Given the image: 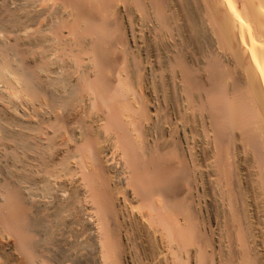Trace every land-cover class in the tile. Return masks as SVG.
I'll return each mask as SVG.
<instances>
[{
  "label": "bare ground",
  "instance_id": "6f19581e",
  "mask_svg": "<svg viewBox=\"0 0 264 264\" xmlns=\"http://www.w3.org/2000/svg\"><path fill=\"white\" fill-rule=\"evenodd\" d=\"M41 1L40 12L48 21L36 13L38 8L33 13L42 16V24L38 16V22L33 17L26 20L27 16L25 21L46 27L37 30L27 23L23 24L26 32L15 29L24 31V38L35 44L30 49L21 38V44L30 49L29 56L17 50L16 56L27 58L12 57L14 47L7 45L10 50L6 53L3 47L6 54H0V176L11 168L20 177V182L14 177L18 192L28 202L25 212L23 206L18 207L19 199L17 203L9 200L3 184L0 216L5 222L18 229L27 220L35 230L51 215H67L61 223L56 219L57 226L61 225L54 227L49 246L41 249L85 255L98 264H108L110 255L115 256L111 264H135L142 261L141 255L147 259L142 264H179L185 258H190V264H212L211 255L217 264H226L230 246L225 218H238L242 239L237 246H244L254 264H264V188L255 157L242 145L245 132L264 138V0H165L163 22L148 0V18L131 1L115 0L119 23L126 24L130 33L129 44L119 48L122 62L111 82H106L107 70L102 71L96 57L97 37L86 31L79 14L59 0ZM58 18L65 25L51 35L48 27ZM32 29L36 31L31 34ZM206 43L240 85L233 91L228 75L220 76L227 87L219 92L224 83L218 89L217 81H221L217 80L214 86L220 95L211 92L215 120L226 127L227 141L233 146L229 147L235 158L232 169L219 166L213 126L204 129L207 115L184 101L181 74L171 63L178 49L196 64V52L205 49ZM48 122L55 128L47 126ZM51 146L54 153H50ZM172 149L188 164L181 197H168L163 190L169 179L157 154ZM8 175L12 186L15 180L10 182ZM139 180L147 187L146 199H141L134 185ZM41 184L37 189L50 195L48 201L35 192ZM227 186L233 188L232 196L230 191L226 194ZM3 218L0 264H7L9 253L6 256L4 248L16 260L23 254L17 243L21 239L16 241L15 233L7 232ZM74 245L80 248L75 251ZM76 260L69 261L74 264Z\"/></svg>",
  "mask_w": 264,
  "mask_h": 264
},
{
  "label": "rangeland",
  "instance_id": "374dc122",
  "mask_svg": "<svg viewBox=\"0 0 264 264\" xmlns=\"http://www.w3.org/2000/svg\"><path fill=\"white\" fill-rule=\"evenodd\" d=\"M59 1H61L67 7L75 10L76 13H78L79 16L81 17L80 19L84 20L86 31L87 32L90 31V32H92V33H94L96 35V37H97L96 38L97 42L95 43V48H96L95 52L97 53L96 57L98 55L97 58L100 59V62L102 64L101 66H102V69H103L102 71L104 72L105 70H107V74L108 75L105 74L106 82L113 81V78H114L113 76H115L114 74L117 72L118 66L122 62L121 61L122 60L121 59L122 56H121V52L119 51V48L121 46L123 47L124 45H128L129 44V33H130V31H128V28L126 29L124 27V26H126V24L124 25L123 23L121 24V22L119 23V17L117 18V16H119L118 15L119 13H118L117 9L115 8V5H114V1L115 0H59ZM128 1H131L133 3V6H135L136 8H139L142 11H144L145 12L144 13L145 18L149 17V13H147L148 11H147V6H146V3H145V0H128ZM148 1H149V4H150V7L154 11V13L156 15H158L161 19H163V20H161L162 22L165 21V19H166L165 18V11H166L165 10L166 9L165 0H148ZM43 5L44 4H42L41 0H7V1L0 0V19L2 17H3L2 19H4V22H3L2 19L0 20V44H1V42L3 43V44L0 45V54L2 56H3V53L6 54L7 53L6 51L10 50L9 47H12V48L14 47V52H13L14 54L10 53L12 57L14 55H15V57H17L18 55L16 56V54L20 53V52L21 53L26 52L25 54L26 55L28 54L27 56H29L30 49L35 48L34 47L35 44L31 43L29 41V39H28L29 37H27V39L24 38L26 36L25 32H26V29H27V27H25L24 25L29 23L28 24V28H32V27H29V26H31V24L33 25V28L35 27L34 25H36V23L38 22L37 20L39 19V17H42V16H39L37 14L40 12V10H43V7H44ZM32 8L33 9L35 8V9L31 12L30 10ZM37 8H38V10H37ZM35 10L38 11V12H36L37 14L33 13ZM29 11H30V13H29ZM26 13L28 15L29 14H31V15L28 16ZM40 15H44L43 16L44 18L46 16V14L41 13V12H40ZM26 16H27V19H26ZM37 16H38V19H36ZM16 17L21 18V19L19 20ZM28 17H29V19H28ZM32 17H33V20L34 21L36 20L37 22L30 23V22H26L25 21V19L28 20V21L31 20ZM12 19H14L16 21H19V23H17L16 21H15L16 23H14V20H12ZM40 19H42V18H40ZM1 21L3 22L4 26H2V24H1L2 22ZM20 21L22 23H20ZM46 21H48L47 18H45V21L43 20V22H46ZM60 21H61V19H60ZM10 22L12 23V25H11ZM40 22L42 24L41 20H40ZM64 22H63V25H65ZM38 24H37L38 28H40V27H44L45 28L46 27V26H41L40 23H38ZM61 24H62V21L59 22V18H58V22L57 23L53 24V26L51 25V27H48V30L49 31L51 30L50 31L51 35H54V33H57V30L59 31V29H62L61 27L63 25H61ZM57 25H59V26H57ZM12 26H13V28H12ZM17 26H20V27H17ZM135 26H139V23H136ZM35 28L38 30L37 26ZM15 29H19L20 31L23 29V30H25V32L23 31V32L20 33L19 30H15ZM10 30H11V32H10ZM52 30H53V32H52ZM55 30H56V32H55ZM18 31H19L20 35H18ZM32 31H30V32L28 31V32L32 34L36 30L32 29ZM14 32L17 33L18 36H20V39H19V37L17 38V35H16V37L14 36V34H15ZM28 32H27V35L29 34ZM83 32H84V29H83L82 33ZM23 33H24V36H22ZM5 36H7V37H5ZM9 36L10 37L12 36V37L10 38ZM28 36H30V34ZM21 38L22 39L23 38L26 39V40H24L26 46L28 45V46H31V47L33 46V47L32 48L30 47V49H27L26 46H24V42L21 44V42H22ZM4 39H5V41H4ZM17 39L19 41H17ZM27 40L29 41V43L26 42ZM15 41H16L17 44L15 43ZM12 42H13V44H12ZM4 43H5V46H3ZM9 43H11V44H9ZM20 44L22 45V47L20 46ZM66 44H68V41L65 43V47H67V48L70 47V45L66 46ZM6 45L9 46V47H7ZM13 45H15V46H13ZM17 45H18V49H17ZM41 45L42 44H40V46ZM205 45H207V46H205V49H199L196 52V55L199 58V60H197L198 62L195 61L196 64L193 63V62L191 63V61L189 59L187 60V57H184L185 56L184 53L183 52L181 53V51L178 50V49L172 53L171 63L174 65V67L181 74V77H182V80H183L182 83L184 84L183 85L184 101L189 103V104H191L195 110L199 111L202 114L205 113L207 115V118L209 119V122H208V124L205 123V125L203 127L204 129H208L209 128L211 130V125L213 126L212 128H213V130L215 132V137H216V141L215 142H216V146H217V158H219V160L217 159V161H218V164L219 163L222 164V165L219 164V166L224 167V168L227 167L228 169H232L231 166L232 167L234 166V163H232V162L235 159L234 155H232L233 154V152H232L233 146L231 145V142L227 141L229 139H228L227 134H226V132H227L226 127L223 126V124H220L217 120H215L216 119L215 115H214V110L215 109H214V106H213L214 104H213V101L211 100V98H213L214 97L213 95L216 94L218 91L219 92L220 91L223 92V88L227 87L225 85V83L223 82L225 80L222 78L223 79V81H222L221 77L225 76V75H228V76H225V77H229V74H231L233 72L231 71V69L230 70L228 69V68H230L229 66L227 67V66H225V63L223 64V62L221 61L219 56H216L213 53H211V47L208 46V43H206ZM38 47H39V45H38ZM61 48L63 50L65 49L64 46H62ZM1 49L3 51H5L6 53L2 52ZM5 49H8V50H5ZM23 49H27V51L26 50L23 51ZM62 49L59 50L61 53L63 52ZM196 49L197 48L194 47V50H196ZM16 51H17V53H15ZM10 54L8 52L9 57H10ZM25 54H22L23 56H21V57L18 56V58L25 57ZM26 58L27 57H25V59ZM203 74H204V76L206 75L205 78L207 80L204 77L202 78ZM106 75H107V77H106ZM230 76L231 77H229V79H231L232 90L235 91V90H237V88H240V85L236 82V79L234 78L233 75H230ZM218 77H219V79H218ZM217 80H219L221 82H218ZM215 81H217V85L216 86H217L218 89L220 88V87H218V84L219 83L220 84L224 83L223 85H220V86H223L222 89L216 91L217 90L216 86H214L215 85ZM0 85H1V83H0ZM1 86L3 87V85H1ZM213 87L215 89L211 90V89H213ZM226 90L227 89L224 90V93H225ZM213 91H214V94L212 95ZM219 92H218V95H220ZM0 100H1V98H0ZM183 116L184 115L181 112V119L180 120L183 119ZM49 122L47 123V126L49 124V125H51V128H52V126H54V128H55V125H53L54 121L52 122V120H51V122L53 124L52 123L50 124ZM242 140H243L242 145H244L243 148L244 147H245V149L247 148V151L250 150L251 153L253 154L252 155L253 158L255 157L254 160L256 159L254 162L258 163L257 165L259 167L256 166L257 168H259L258 171L260 170L259 171L260 173L258 172V177H259V179H260V181L262 183V186L264 188V138H262L260 136V134H249V133L245 132L242 135ZM231 146H232V148H229ZM52 147L53 146H51V148L49 149L50 153H52V152L54 153L55 152V151H53V150H55V148H53V150H51ZM177 152L178 151L176 149H172V150H167L166 153L158 152V154H157V157L159 159V165H160L161 169L163 171H166L167 174H168L169 181H167L168 184L163 189L164 193L167 194L168 197H173L174 195H177V196L181 197L182 194H181L180 191H181V189H183V187H185V184L187 182L186 180L188 178V176H187L188 175L187 174L188 173L187 160H186L185 157H182V156L179 157L180 159L177 158L176 157L177 156ZM224 163H227V165L224 164ZM230 164H231V166H230ZM10 170H11V168L9 169L8 172L11 174L10 176L12 177V179H10L11 180L10 182H12L13 178L14 177L17 178L18 176L17 175L14 176L12 174L13 171H10ZM46 170H48V169H46ZM48 172H49V170H48ZM0 173L3 175V172L1 170H0ZM9 173H7V175L4 174L5 177L4 176H0V185H1L0 189H2L3 186H4L3 184H5L6 191L8 193H10V195L8 194V196H10L9 200L12 198L11 201L13 203L16 201V203H17V199H19V200L22 199L20 201L18 200V203L21 202V204H19L20 206H18V207L23 206L24 207V208H22V209H24L23 211L26 212V210H27V212H28V207H27L28 206V202H27L26 198H24L22 196L23 195L22 192H20V191H19L20 193L18 192L19 187H17V186H18V182H20V180H19L20 177L17 178V181L19 180L18 182L14 178V180L16 182L14 181V182L10 183V184H12V186H14V184L16 186V184H17V186L15 188L13 187L14 188L13 189L12 186L9 185V183H8V177H9L8 174ZM259 174H260V176H259ZM3 178H5L4 181H6V183L3 181ZM1 180H2V182H1ZM133 182L135 183L134 185L136 186V188L140 191V195H142V197H143L141 199L148 198L147 196H149V195L147 194L146 185L141 180H139L138 182H136V181H133ZM7 184H8V186H7ZM43 185L42 184L39 185V186L37 185L36 189H35V192L36 193H38V191L40 192V193L37 194L38 196H41V198H39V199H41V200L43 199V200L48 201V200L51 199L50 195H46L45 193H43L42 189L41 190L37 189L39 187L42 188ZM7 187H10L11 189L7 188ZM226 189L228 190L226 192V194L229 195L228 193L230 191V196H232L231 194H232V189L233 188L227 186V187H225V191H226ZM227 195H226V197L228 199L229 196H227ZM20 196H21V198H20ZM24 196H25V194H24ZM46 196H47V198H46ZM22 197L24 198V200H23ZM229 201H231V200H229ZM231 207H232V205H231ZM22 209H20V210L22 211ZM25 212H23V214H26ZM65 213L67 214V212H65ZM52 216H54V215L49 216L47 218V220H46L47 222L43 221L42 223H40V224H43V223L44 224L42 226H39L40 227L39 229L37 227V229H35V230H33L34 228L28 227L27 220H26L25 224L21 225V226L27 225L26 229H25V226L23 228H20L21 227L20 226L17 229V225H14V226L11 225L10 226L11 223L9 224L8 220H7L8 223H6L5 222L6 219H4L3 217L0 216V218H3L4 223L6 224L4 226L8 227V228L6 227V230L8 229L7 232L10 231L11 234L15 233V237H14V235H13V237H14V239H16V241L21 239V241H17V243L19 244V249H22L23 251L25 249V252L20 250L21 255L23 254L22 256H24V257L20 256L19 259L16 260V258H14V256L10 252V250H8V248H4L5 250L6 249L7 250L5 251L3 249L2 250L3 253H5L6 256L9 253V255L7 257L4 256V257H6L5 260H6L7 264H24L25 262H26L25 264H42V263L43 264H58V261H59V264H60V262H63L62 264H66V263L67 264H69V263L73 264V262L76 259H77L76 263H74V264H93V261H94V264H98L95 261V259H93V258L90 259L91 257L89 258L88 256H85V255H77L76 254V257L75 256L73 257L70 254H68L67 252H66V255H63V253L65 254V251L63 252V250H59L58 248L57 249L56 248H54V249L52 248V250H50V251H49V249H47V251L49 253L46 251V249H44V251L42 250L43 247H45L48 244H50L49 242L52 241L51 238L54 237L57 227L61 225V224H58V226H57L58 217H59V221H60V222L58 221V223H61L62 222L61 220L64 217L66 218L67 215L66 216L63 215V217H62V215L59 216V214H58V215H56L57 218H56V216H54V219H53ZM60 217H62V218H60ZM49 218L52 221H50ZM56 219H57V221H56ZM64 219H63V221H64ZM49 222H51L50 225L48 224ZM53 223H55V224H53ZM7 224H9L11 229H9L10 227ZM52 224L54 225L53 227H52ZM45 225H46V228H45ZM15 226H16V228H15ZM49 227H51L53 230H51V228H49ZM13 228L17 229V230L15 231ZM42 229H43L44 233H42ZM46 229H48V230L45 231ZM224 229H225V232L227 234L226 236H227L228 243H229V246H230V248L228 247L229 254L227 255L226 258L224 257L225 263L226 264L227 263L235 264L236 262L241 261L242 262L241 264H254L252 261H250L248 259L249 257L247 255H245V248L243 249L244 246L243 247H238L237 246V242L242 239L241 238L242 227H241V223L239 222L238 218L231 220L228 217H226L225 218V222H224ZM31 230L34 231V232H32ZM48 231L50 232V234H48L49 233ZM35 232H36V235H35ZM51 232H53V235H51L52 234ZM39 234H41V237H40ZM45 235H46L47 239L46 238L44 239ZM204 235H205V237L209 236V234L206 235V233H204ZM49 238H50L51 241L49 240L47 242V240ZM207 238H209V237H207ZM39 240L41 241V244H38V243H40ZM20 243L23 244V245L21 244V247H20ZM44 243H45V245H44ZM26 248L29 249L27 252H26ZM79 248H80V245L75 246L73 249L75 251H77ZM84 250H86V249H84ZM7 251H9V252H7ZM28 252H30V253H28ZM61 252H63L62 255L60 254ZM25 253H27V254H25ZM42 254H44V255H42ZM45 255H47V256H45ZM67 255L68 256L70 255L71 257H67ZM110 256L112 258H115V256H112V255H110ZM211 256H212L213 259L211 260V258H210V260H211L210 262H212V264H217L215 257H213L214 255H211ZM8 257H9V259H8ZM86 257H88V259ZM140 257L141 258L143 257L142 261L145 262L146 258L143 255H141ZM41 258H43V259L41 260ZM84 258H86V260ZM108 258H109V260L107 259L108 264H109V262H110V264H111L112 261L114 262V260L112 258L111 259H110V257H108ZM35 259H36V261H35ZM63 259H66L65 260L66 262ZM68 259L71 260V261H73V260L74 261L71 262ZM189 259L190 258H185L183 260L179 259L178 263L180 262L179 264H190L191 261ZM23 260L25 262H23ZM30 260H31V262H30ZM139 260H141V259L139 258ZM142 261H136V263L137 264H142L143 263ZM146 261H147V259H146ZM140 262H142V263H140ZM121 264H123V263H121Z\"/></svg>",
  "mask_w": 264,
  "mask_h": 264
}]
</instances>
